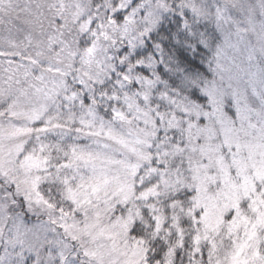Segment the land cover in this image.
<instances>
[{"label":"snow or ice","instance_id":"1","mask_svg":"<svg viewBox=\"0 0 264 264\" xmlns=\"http://www.w3.org/2000/svg\"><path fill=\"white\" fill-rule=\"evenodd\" d=\"M0 264H264V0H0Z\"/></svg>","mask_w":264,"mask_h":264}]
</instances>
